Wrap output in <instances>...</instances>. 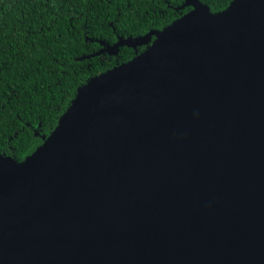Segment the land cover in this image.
Wrapping results in <instances>:
<instances>
[{
    "label": "water",
    "instance_id": "obj_1",
    "mask_svg": "<svg viewBox=\"0 0 264 264\" xmlns=\"http://www.w3.org/2000/svg\"><path fill=\"white\" fill-rule=\"evenodd\" d=\"M184 6L0 153V264H264V0Z\"/></svg>",
    "mask_w": 264,
    "mask_h": 264
},
{
    "label": "trees",
    "instance_id": "obj_2",
    "mask_svg": "<svg viewBox=\"0 0 264 264\" xmlns=\"http://www.w3.org/2000/svg\"><path fill=\"white\" fill-rule=\"evenodd\" d=\"M184 1L0 0V153L24 160L58 125L79 86L143 50L97 53L101 40L161 30L191 10ZM202 1L217 12L232 0Z\"/></svg>",
    "mask_w": 264,
    "mask_h": 264
},
{
    "label": "flooded vegetation",
    "instance_id": "obj_3",
    "mask_svg": "<svg viewBox=\"0 0 264 264\" xmlns=\"http://www.w3.org/2000/svg\"><path fill=\"white\" fill-rule=\"evenodd\" d=\"M153 40H154V37H153L152 41H153ZM152 41H151L149 44H151ZM147 46H148V44L143 45V50H144ZM143 50H142V51H143Z\"/></svg>",
    "mask_w": 264,
    "mask_h": 264
}]
</instances>
